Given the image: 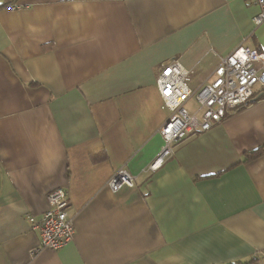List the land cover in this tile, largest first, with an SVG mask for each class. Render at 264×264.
Returning a JSON list of instances; mask_svg holds the SVG:
<instances>
[{
	"label": "crops",
	"instance_id": "crops-1",
	"mask_svg": "<svg viewBox=\"0 0 264 264\" xmlns=\"http://www.w3.org/2000/svg\"><path fill=\"white\" fill-rule=\"evenodd\" d=\"M258 13L251 0H1L0 264H263L264 88L147 170L171 115L163 64L179 60L197 92L238 46L264 53ZM118 170L135 185L114 193ZM58 188L74 238L32 255Z\"/></svg>",
	"mask_w": 264,
	"mask_h": 264
},
{
	"label": "built area",
	"instance_id": "built-area-1",
	"mask_svg": "<svg viewBox=\"0 0 264 264\" xmlns=\"http://www.w3.org/2000/svg\"><path fill=\"white\" fill-rule=\"evenodd\" d=\"M251 1L259 7L254 22L261 25L264 22V0ZM7 8L19 9L20 5L11 3ZM190 72L179 60L163 64L159 71L156 86L163 105L171 115L161 127L164 144L149 164L148 171L159 170L172 156L174 147L189 135L210 130L214 124L222 122L255 98L258 88H264V53L238 46L221 58L211 80L197 92L187 84ZM194 94L199 107L191 114L185 108V103ZM134 185V176L125 170H118L108 183L114 193ZM48 204V210L33 226L40 233V243L32 249V255L44 249L59 250L70 243L75 235L73 218L69 214L68 192L63 188L53 190L48 194Z\"/></svg>",
	"mask_w": 264,
	"mask_h": 264
},
{
	"label": "rangeland",
	"instance_id": "rangeland-1",
	"mask_svg": "<svg viewBox=\"0 0 264 264\" xmlns=\"http://www.w3.org/2000/svg\"><path fill=\"white\" fill-rule=\"evenodd\" d=\"M199 105L197 104L196 101V96L195 94L191 96V98L188 100V102L185 103V108L193 114L197 109Z\"/></svg>",
	"mask_w": 264,
	"mask_h": 264
},
{
	"label": "trees",
	"instance_id": "trees-1",
	"mask_svg": "<svg viewBox=\"0 0 264 264\" xmlns=\"http://www.w3.org/2000/svg\"><path fill=\"white\" fill-rule=\"evenodd\" d=\"M5 1V0H4ZM6 3V2H5ZM12 2H9L7 5L11 4ZM264 93V92H263ZM262 97V96H261ZM263 151V149H260V150H256L254 152L251 153V155H248L247 158H251L253 156H258L261 154V152ZM230 264H236V263H230Z\"/></svg>",
	"mask_w": 264,
	"mask_h": 264
}]
</instances>
